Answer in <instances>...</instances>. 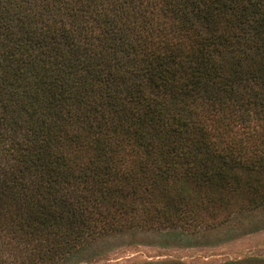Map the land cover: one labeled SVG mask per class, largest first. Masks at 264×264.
I'll list each match as a JSON object with an SVG mask.
<instances>
[{
    "label": "trees",
    "instance_id": "1",
    "mask_svg": "<svg viewBox=\"0 0 264 264\" xmlns=\"http://www.w3.org/2000/svg\"><path fill=\"white\" fill-rule=\"evenodd\" d=\"M236 169L264 208V0H0V234L23 264L188 224L169 188L208 211Z\"/></svg>",
    "mask_w": 264,
    "mask_h": 264
},
{
    "label": "rangeland",
    "instance_id": "2",
    "mask_svg": "<svg viewBox=\"0 0 264 264\" xmlns=\"http://www.w3.org/2000/svg\"><path fill=\"white\" fill-rule=\"evenodd\" d=\"M236 129L237 136L248 133V128ZM234 172L240 178L238 191L217 188L218 192H210L214 204L207 207L208 211L199 205L207 189L185 185L180 192V183L169 188V196L179 190L181 199L195 207L190 223L167 228L133 227L101 237L56 264H264V208H243L246 196L241 184L247 175L239 169ZM19 246L0 234V264H23L26 256Z\"/></svg>",
    "mask_w": 264,
    "mask_h": 264
}]
</instances>
